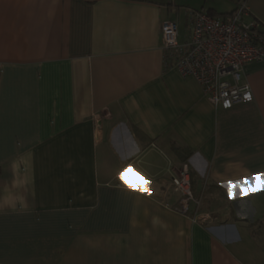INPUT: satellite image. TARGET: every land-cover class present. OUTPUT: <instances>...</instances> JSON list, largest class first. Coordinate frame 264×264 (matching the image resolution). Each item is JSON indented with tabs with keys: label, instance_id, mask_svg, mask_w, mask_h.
<instances>
[{
	"label": "crops",
	"instance_id": "0c3cea01",
	"mask_svg": "<svg viewBox=\"0 0 264 264\" xmlns=\"http://www.w3.org/2000/svg\"><path fill=\"white\" fill-rule=\"evenodd\" d=\"M243 1L264 29V0H0V264H264V62L223 110L161 35Z\"/></svg>",
	"mask_w": 264,
	"mask_h": 264
},
{
	"label": "built area",
	"instance_id": "2783aa9c",
	"mask_svg": "<svg viewBox=\"0 0 264 264\" xmlns=\"http://www.w3.org/2000/svg\"><path fill=\"white\" fill-rule=\"evenodd\" d=\"M248 14L244 1L226 17L214 18L189 9V36L183 44L178 43L174 21L161 24L163 48L171 64L183 77L193 78L216 108L228 110L253 100L250 85L242 81L243 68L248 63L264 62V39L252 33L258 25L245 21ZM172 184L180 195L176 210L188 213L193 195L187 164L172 178Z\"/></svg>",
	"mask_w": 264,
	"mask_h": 264
},
{
	"label": "clouds",
	"instance_id": "9594fccd",
	"mask_svg": "<svg viewBox=\"0 0 264 264\" xmlns=\"http://www.w3.org/2000/svg\"><path fill=\"white\" fill-rule=\"evenodd\" d=\"M248 98L250 99V97ZM261 180H262V184H264V178H262ZM150 184H151V181H148L144 186V191L147 192V194L149 195L151 194L150 189H149ZM251 184L252 183L250 181L240 180L238 183L227 185V187L229 188V192H232L233 194H235V190L242 189L245 186L251 187ZM229 192H227V195L230 199ZM240 195H243V192H240Z\"/></svg>",
	"mask_w": 264,
	"mask_h": 264
},
{
	"label": "snow or ice",
	"instance_id": "6c2138e0",
	"mask_svg": "<svg viewBox=\"0 0 264 264\" xmlns=\"http://www.w3.org/2000/svg\"><path fill=\"white\" fill-rule=\"evenodd\" d=\"M262 178H264V174H262L260 176V179H262ZM121 179L122 180H125L126 177H124L123 174H122ZM256 179H257V177L256 176H253V177H251V179L245 178V179H242V180H244V181H250L252 183ZM239 181L240 180H238L236 182H233V181L230 180L227 185L235 184V183H238ZM140 183H141V185H143L144 181L141 179L140 180ZM128 185H131L133 190H137L135 184H132V181H127L126 186H128ZM227 192H229V188L228 187H227ZM229 195H230V199H234L235 198V194H233L232 192H229Z\"/></svg>",
	"mask_w": 264,
	"mask_h": 264
},
{
	"label": "trees",
	"instance_id": "16d2710c",
	"mask_svg": "<svg viewBox=\"0 0 264 264\" xmlns=\"http://www.w3.org/2000/svg\"><path fill=\"white\" fill-rule=\"evenodd\" d=\"M194 11H200V10H194ZM206 14H208L210 17H224V15H218V14H215L213 13L211 10H209L208 12H206ZM258 25V24H257ZM252 33L259 36L260 38L264 39V29L260 26H257L255 28H253L252 30Z\"/></svg>",
	"mask_w": 264,
	"mask_h": 264
},
{
	"label": "rangeland",
	"instance_id": "374dc122",
	"mask_svg": "<svg viewBox=\"0 0 264 264\" xmlns=\"http://www.w3.org/2000/svg\"><path fill=\"white\" fill-rule=\"evenodd\" d=\"M180 27L181 31H184V22L180 21V25L178 26V28Z\"/></svg>",
	"mask_w": 264,
	"mask_h": 264
}]
</instances>
